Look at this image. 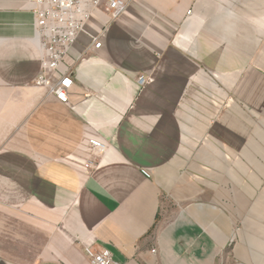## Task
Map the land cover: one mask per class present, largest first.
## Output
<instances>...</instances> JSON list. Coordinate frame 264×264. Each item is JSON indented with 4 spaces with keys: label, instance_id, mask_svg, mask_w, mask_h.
Returning <instances> with one entry per match:
<instances>
[{
    "label": "crops",
    "instance_id": "0c3cea01",
    "mask_svg": "<svg viewBox=\"0 0 264 264\" xmlns=\"http://www.w3.org/2000/svg\"><path fill=\"white\" fill-rule=\"evenodd\" d=\"M124 1L92 10L62 104L33 0H0V264H264V0Z\"/></svg>",
    "mask_w": 264,
    "mask_h": 264
},
{
    "label": "built area",
    "instance_id": "2783aa9c",
    "mask_svg": "<svg viewBox=\"0 0 264 264\" xmlns=\"http://www.w3.org/2000/svg\"><path fill=\"white\" fill-rule=\"evenodd\" d=\"M35 36L39 39L40 60L39 72L34 78L36 86L44 88L58 102L69 103V90L72 79L68 72L56 76L60 64L69 54L77 35L83 32L92 10L99 8L104 2L112 19L117 18L125 9L124 0H33ZM191 11H188L190 13ZM93 48H99L98 36H91ZM140 85L145 83L143 75L138 76ZM87 147L90 152L102 153L105 145L98 139L89 138ZM93 166L92 160L85 162L86 168ZM145 177H150L147 170H142ZM89 264H119L112 258L106 248H84Z\"/></svg>",
    "mask_w": 264,
    "mask_h": 264
}]
</instances>
